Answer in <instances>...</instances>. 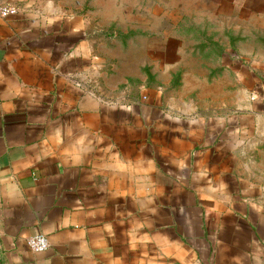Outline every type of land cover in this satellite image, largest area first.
I'll use <instances>...</instances> for the list:
<instances>
[{
  "label": "crops",
  "instance_id": "0c3cea01",
  "mask_svg": "<svg viewBox=\"0 0 264 264\" xmlns=\"http://www.w3.org/2000/svg\"><path fill=\"white\" fill-rule=\"evenodd\" d=\"M229 2L224 45L165 37L176 98L92 91L135 3L0 0V264H264V0L243 50Z\"/></svg>",
  "mask_w": 264,
  "mask_h": 264
},
{
  "label": "rangeland",
  "instance_id": "374dc122",
  "mask_svg": "<svg viewBox=\"0 0 264 264\" xmlns=\"http://www.w3.org/2000/svg\"><path fill=\"white\" fill-rule=\"evenodd\" d=\"M229 1H234V16L237 24L241 25L236 29L235 45L237 49L243 50L245 43L237 38L243 35L244 0H125L129 9L135 3V28L132 29L127 24L130 20L125 15V24L110 28L107 41L102 40L95 45L97 50L107 53L104 58L107 62L102 69L97 68L98 71L93 72L89 82L92 91L103 96L135 94L136 97L154 92L153 87L161 86V91L155 92L177 98L178 89H171V85L168 89H163V81L168 80L171 74L163 69L157 71L161 61L165 59V37L185 33L192 35L191 38L194 37L190 43L193 47L197 36L200 39L205 36L204 45L209 49H213L215 39H219V44L224 45L228 42L225 21L227 14L232 11ZM133 38L135 42H132ZM151 47H155V50L152 51ZM97 55L101 57L103 54ZM211 92L189 90L188 95L211 96Z\"/></svg>",
  "mask_w": 264,
  "mask_h": 264
},
{
  "label": "built area",
  "instance_id": "2783aa9c",
  "mask_svg": "<svg viewBox=\"0 0 264 264\" xmlns=\"http://www.w3.org/2000/svg\"><path fill=\"white\" fill-rule=\"evenodd\" d=\"M16 9L14 7L0 6V14L8 15L14 13ZM28 245L31 250L35 252H41L49 248V238L44 234H36L28 239Z\"/></svg>",
  "mask_w": 264,
  "mask_h": 264
}]
</instances>
